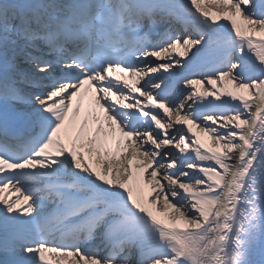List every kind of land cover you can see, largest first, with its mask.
Here are the masks:
<instances>
[{"label":"snow or ice","instance_id":"obj_1","mask_svg":"<svg viewBox=\"0 0 264 264\" xmlns=\"http://www.w3.org/2000/svg\"><path fill=\"white\" fill-rule=\"evenodd\" d=\"M0 264H264V0H0Z\"/></svg>","mask_w":264,"mask_h":264}]
</instances>
